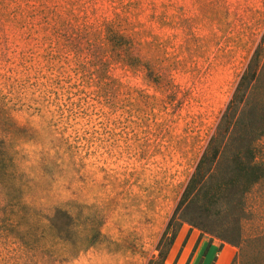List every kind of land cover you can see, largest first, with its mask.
<instances>
[{
	"label": "rangeland",
	"instance_id": "1",
	"mask_svg": "<svg viewBox=\"0 0 264 264\" xmlns=\"http://www.w3.org/2000/svg\"><path fill=\"white\" fill-rule=\"evenodd\" d=\"M262 38L264 0H0V264L157 257ZM233 202L160 264H264V178Z\"/></svg>",
	"mask_w": 264,
	"mask_h": 264
},
{
	"label": "trees",
	"instance_id": "2",
	"mask_svg": "<svg viewBox=\"0 0 264 264\" xmlns=\"http://www.w3.org/2000/svg\"><path fill=\"white\" fill-rule=\"evenodd\" d=\"M263 133L264 38L239 75L226 108L159 239L158 255L148 264H160L174 241L180 221L204 227L203 221L220 216L224 202L235 207L233 198H239L243 187L245 190L264 178V164L255 159L256 144ZM6 161V156H1L0 152V166H5ZM87 231L100 234L92 224ZM233 243L238 251L229 264H247L246 249L240 242Z\"/></svg>",
	"mask_w": 264,
	"mask_h": 264
},
{
	"label": "crops",
	"instance_id": "3",
	"mask_svg": "<svg viewBox=\"0 0 264 264\" xmlns=\"http://www.w3.org/2000/svg\"><path fill=\"white\" fill-rule=\"evenodd\" d=\"M224 249H226V245H224V246L219 250V252L217 253V257H218V255H219L220 253H222V252L224 251ZM231 257H232V256H231ZM231 257H230V259H231ZM216 259H217V258H216ZM216 259H215V261H214L213 264H215ZM228 260H229V256H228V255H225V260L221 261V264H223V263H227ZM229 261H230V260H229Z\"/></svg>",
	"mask_w": 264,
	"mask_h": 264
}]
</instances>
